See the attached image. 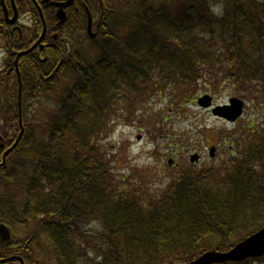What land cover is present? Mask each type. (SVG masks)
<instances>
[{
    "label": "trees",
    "instance_id": "16d2710c",
    "mask_svg": "<svg viewBox=\"0 0 264 264\" xmlns=\"http://www.w3.org/2000/svg\"><path fill=\"white\" fill-rule=\"evenodd\" d=\"M105 2L121 20L105 30L100 58L75 66L80 79L49 121L37 125L40 135L30 128L0 167V221L13 233L0 257L21 254L30 264H188L206 251H227L264 225V121L230 143L228 160L183 169L156 196L118 188L93 138L107 128L118 94L120 102L134 103L132 115L161 86L185 97L205 76L211 86L230 84L263 106L264 0H231L230 11L218 15L205 0L178 14L165 12L161 0ZM124 25L133 26L120 38L115 31ZM60 48L53 60L71 61L72 47ZM35 70L38 86L26 79L33 71L22 73L23 113L38 90L46 91L45 64ZM12 86L0 74V112L18 113Z\"/></svg>",
    "mask_w": 264,
    "mask_h": 264
},
{
    "label": "rangeland",
    "instance_id": "374dc122",
    "mask_svg": "<svg viewBox=\"0 0 264 264\" xmlns=\"http://www.w3.org/2000/svg\"><path fill=\"white\" fill-rule=\"evenodd\" d=\"M161 1L160 4L165 12L172 14L184 13L187 6L197 4L195 0ZM205 1L210 9L216 5L222 6L221 12L212 10L217 15L226 10L229 12L231 9V0ZM23 20L25 24L30 22L28 18ZM119 20L121 19L116 22L110 17L106 23V29H114L115 22L120 26ZM132 26L124 25L123 30L120 29L123 31L122 35L114 31L121 38ZM83 44L85 45L72 46L71 66L70 61L65 69L60 70L53 80L47 83L43 94L37 93L34 103L26 104L28 108L26 107V111L22 112L25 129L27 127L26 132L36 126L34 131L40 135L37 125L49 121V115L58 109L61 100L80 79V73L75 66L77 64L86 66L100 58L101 49H98V46L102 44V40L91 45H87V42ZM3 47L4 42L0 40V74H6L7 68L3 62H12L11 58L5 55L8 51H5ZM209 80H211L210 76L202 78L197 89L190 95H184L185 97L182 96L183 91L179 88L161 86L152 97L138 105V111L136 110L132 115L130 110L134 103L126 105L125 102H120L121 95L118 94L115 110L111 111L107 128L93 138L95 147L102 149V155L104 154L108 160V171L110 170L115 176L118 188L128 191L136 186L141 192L145 190L148 195H159L171 179L178 176L183 169L200 170L212 165L219 166L223 161L228 160L233 150L230 143H233L240 135V140L245 139L247 134L255 130L253 128H259V123L264 121V105H256L242 98V95L230 84H222L215 88L210 85ZM9 82L14 86H12L13 94L11 95H14V101L17 104L18 87L11 79ZM204 95H209L213 99L209 108L199 104V99ZM234 97L245 101L241 118L232 122L213 114V108L229 104L230 99ZM8 112H5V115L12 118L10 122L13 121L15 126L9 134H13L14 138L20 131L17 125V110L9 112L11 115H8ZM211 147L216 148L213 158L210 157ZM193 154L200 155V160L195 164L189 159ZM169 160L172 162L169 163ZM255 232H251L244 238ZM243 264H264V256L259 260H247Z\"/></svg>",
    "mask_w": 264,
    "mask_h": 264
},
{
    "label": "flooded vegetation",
    "instance_id": "af4514ba",
    "mask_svg": "<svg viewBox=\"0 0 264 264\" xmlns=\"http://www.w3.org/2000/svg\"><path fill=\"white\" fill-rule=\"evenodd\" d=\"M43 1L13 0L14 3H12L11 0H4L5 7L0 4L2 19L0 21V40L4 42V50L8 51L5 52V55L13 60H11V63L5 61L3 64L7 68V78L10 79L12 77L11 81L17 85H19L18 74L23 82L22 73L23 70L27 69L33 72L30 75L31 77L26 79L31 81L30 83H33V86H38L40 78L35 68L37 69L41 63L46 66V71L42 77L43 82L48 83L60 71V68L65 65L64 59H60V61L53 60L55 54L61 50L60 46H62V43L67 42L68 46L72 47L78 44L85 45L83 43L86 42L87 45H91L98 40L104 39L103 35L107 28L106 23L111 17V5L106 4V0ZM60 7L64 9L67 17L63 24H60V19L57 17V10ZM33 8H35V11ZM27 18L30 22L25 24L23 19ZM48 18L49 21L47 20ZM44 24L46 32L40 46L31 53L26 54H32L31 57L26 59L28 61L27 64L21 63L22 57L26 55L19 56L17 64L18 54L28 50L37 42L43 33ZM5 112L7 111L0 112L3 116L0 119V141L4 145V148L0 149V161H2L5 150L16 142L20 133L19 131L18 135L13 138V134L10 135L8 130H6L9 127L7 122H10L11 117L5 115ZM7 114L11 115V113ZM10 123L13 124L12 121ZM18 127L20 128L19 121ZM0 224H2V221H0ZM5 243L7 242H3L0 239L1 247L5 246ZM10 257H15V259L1 264H23L18 257L24 259V264H30L29 259L24 255L15 254Z\"/></svg>",
    "mask_w": 264,
    "mask_h": 264
},
{
    "label": "water",
    "instance_id": "95a60500",
    "mask_svg": "<svg viewBox=\"0 0 264 264\" xmlns=\"http://www.w3.org/2000/svg\"><path fill=\"white\" fill-rule=\"evenodd\" d=\"M47 1L48 0H44L43 2H47ZM57 17L60 19V24H63L66 21V18H67L66 13L62 7H60L57 10ZM44 33L41 39L38 41V43L41 42L44 36ZM37 44H35L32 48H30L28 51L23 52L22 54L28 53L31 50L35 49ZM20 101H21V97H20ZM212 103H213V99L209 95H204L203 97L199 99V104L205 108H209L212 105ZM244 105L245 104L242 99L234 97L230 99L229 104H226L223 106H217L213 108V114L215 116H219L226 120L234 122L239 117H241L243 113ZM23 132L24 130L22 129L15 144L4 153V161L6 159L7 154L18 145L23 135ZM0 147L3 148L4 145L0 143ZM215 150H216L215 147L211 148L210 150L211 157H214ZM199 158L200 156L198 154H194L191 156L190 160L192 163H195L199 160ZM171 162L172 160L169 161V163ZM0 237L3 241H9L11 239V232L9 228L4 224L0 225ZM262 256H264V226L259 231L251 234L244 240L237 243L229 251H226V252L216 251V250L207 251L203 253L202 255H200L199 257H197L196 259H194L193 261H191L189 264H221V263H227V262H243L247 259L260 258ZM14 258L15 257L0 260V263L9 261ZM18 258L23 262L22 258L20 257Z\"/></svg>",
    "mask_w": 264,
    "mask_h": 264
},
{
    "label": "clouds",
    "instance_id": "9594fccd",
    "mask_svg": "<svg viewBox=\"0 0 264 264\" xmlns=\"http://www.w3.org/2000/svg\"><path fill=\"white\" fill-rule=\"evenodd\" d=\"M220 10H222V6L221 5H216L213 8V11L219 12Z\"/></svg>",
    "mask_w": 264,
    "mask_h": 264
}]
</instances>
